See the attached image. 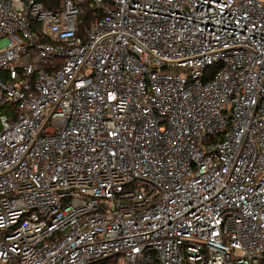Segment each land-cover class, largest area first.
Masks as SVG:
<instances>
[{
    "label": "built area",
    "instance_id": "2783aa9c",
    "mask_svg": "<svg viewBox=\"0 0 264 264\" xmlns=\"http://www.w3.org/2000/svg\"><path fill=\"white\" fill-rule=\"evenodd\" d=\"M51 1L0 0V264H264V0Z\"/></svg>",
    "mask_w": 264,
    "mask_h": 264
},
{
    "label": "trees",
    "instance_id": "16d2710c",
    "mask_svg": "<svg viewBox=\"0 0 264 264\" xmlns=\"http://www.w3.org/2000/svg\"><path fill=\"white\" fill-rule=\"evenodd\" d=\"M55 2L58 0H54ZM46 5H51V0H45L43 1ZM84 12L81 15V20H82V32L84 31V29L89 26L92 22L100 19V16L95 12V10L93 8H90L88 5L85 6L84 8Z\"/></svg>",
    "mask_w": 264,
    "mask_h": 264
},
{
    "label": "rangeland",
    "instance_id": "374dc122",
    "mask_svg": "<svg viewBox=\"0 0 264 264\" xmlns=\"http://www.w3.org/2000/svg\"><path fill=\"white\" fill-rule=\"evenodd\" d=\"M40 1H45V0H40ZM170 71L173 72V73L182 74L184 72V69H182V68H174V69H170Z\"/></svg>",
    "mask_w": 264,
    "mask_h": 264
}]
</instances>
